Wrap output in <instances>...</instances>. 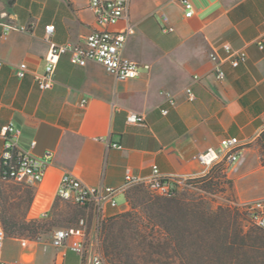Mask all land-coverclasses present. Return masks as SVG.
Listing matches in <instances>:
<instances>
[{
    "label": "crops",
    "instance_id": "obj_1",
    "mask_svg": "<svg viewBox=\"0 0 264 264\" xmlns=\"http://www.w3.org/2000/svg\"><path fill=\"white\" fill-rule=\"evenodd\" d=\"M191 1L195 13L186 16L182 0H130L127 17L108 27L134 26L124 54L141 65L137 78L120 80L99 62L79 66L64 55L56 67L54 86L46 90L35 80V74L44 71L50 47L45 26L55 25L50 41L57 44H79L103 26L89 0L4 2L0 8V154L1 129L9 122L21 131V147L38 155L48 149L54 152L45 179L35 185L30 215L41 217L50 209L66 171L89 184L110 186L121 185L127 169L147 177L154 164L163 174L199 176L204 170L200 152L219 148L221 139L231 136L244 146L228 174L237 185L244 181L264 188V0ZM9 24L17 29H9ZM164 25L175 30L164 31ZM22 26L28 29L21 30ZM226 43L234 50H245L246 61L233 66ZM212 51L222 59V80L216 76ZM22 62L28 64V71L20 78L17 69ZM166 92L173 94L174 104ZM130 112L143 114L144 122L129 123ZM100 137L119 142L122 148L108 146ZM127 206L125 197L122 206L109 208L108 213ZM59 251L52 239L8 236L0 260L83 264L79 254Z\"/></svg>",
    "mask_w": 264,
    "mask_h": 264
},
{
    "label": "built area",
    "instance_id": "obj_2",
    "mask_svg": "<svg viewBox=\"0 0 264 264\" xmlns=\"http://www.w3.org/2000/svg\"><path fill=\"white\" fill-rule=\"evenodd\" d=\"M186 16H192L195 13L194 4L191 0H182ZM130 0H89V6L94 11L97 21L102 28L92 30L85 39L79 44H57L50 41L55 32V25L50 23L45 26L46 39L50 42V47L46 55V64L44 71L35 74V80L42 90L50 89L55 84V72L60 58L64 55L69 57L71 63L79 66H85L89 61L101 63L106 70L120 80L137 78L140 75L141 65L127 57L124 50L131 34L135 28L128 23L119 30H112L108 27L117 24L120 20L127 17ZM163 21L167 22L168 17L163 14ZM9 29L16 28L15 25H7ZM21 30H27L28 27L22 26ZM164 31H174L173 25H164ZM259 47L263 48L262 40H259ZM224 48L230 58L233 66H238L247 59L245 50H234L228 43ZM210 58L214 62V70L219 80L224 79L225 71L222 67V59L217 52L212 51ZM149 67V65H145ZM28 71L26 62L20 63L17 69V75L23 78ZM195 75V79H199ZM190 99L194 98V93L190 87H187ZM171 104L175 103L173 94L166 92ZM86 100H83L84 105ZM164 113L168 109H163ZM129 123H143L144 116L137 112L128 114ZM1 134L4 137V145L0 154V173L4 179H10L18 183L36 185L41 183L52 163L54 152L50 149L38 155L30 150H25L19 144L21 135L20 129L9 122L2 126ZM99 139L107 142L108 146L122 148L119 142H111L109 139L100 137ZM36 141L32 142V146ZM242 141L236 137H224L220 141V147H209L200 152L199 160L204 166L203 173L199 176H186L178 174H163L159 166L154 164L152 172L147 177H140L132 173L130 169L126 170L124 182L119 186H110L104 183L89 184L80 179L73 172L66 171L57 188V198L70 201L86 210L94 218L92 233L88 231V223L85 218L80 219L78 226L58 228L54 231L52 244L60 249V254L65 255L67 251H72L81 257L83 264H109L100 249V242L95 241V234L101 230L102 223L110 216L109 208L119 206L117 197L120 194H126L129 188L138 184H144L152 193L175 197L179 191L189 186L192 180L206 175L209 170L220 163L231 166L240 160L243 150ZM248 217L249 221L256 226L264 229V195L253 199L237 203ZM47 215V212L42 214ZM90 234V235H89ZM6 231L0 223V255L3 251ZM98 238V237H97ZM0 264H31L19 261H3Z\"/></svg>",
    "mask_w": 264,
    "mask_h": 264
},
{
    "label": "rangeland",
    "instance_id": "obj_3",
    "mask_svg": "<svg viewBox=\"0 0 264 264\" xmlns=\"http://www.w3.org/2000/svg\"><path fill=\"white\" fill-rule=\"evenodd\" d=\"M22 148L27 150L24 146ZM229 169L230 166L226 165L225 168L220 165L213 166L204 180L196 185L191 182L172 199L154 194L143 185L129 188L125 194L130 196L128 206L116 210L114 219H109L112 215L107 217L100 232L94 236L95 241L99 240L100 249L108 263L264 264V250H258L256 246L248 245L243 249L238 243L232 249L223 246L226 237L230 241L233 239L236 228L243 229V233H255L258 228L249 221L247 215L241 214L237 215V221L233 222L227 231L226 223L221 218V208L235 210L237 203L242 199L260 197V193L264 192L263 187L247 186L244 181L237 185L233 175L228 174ZM6 183L18 188L14 191L17 195H25L24 190L28 186L31 188L34 197L30 208L26 196L21 200V207L15 212L28 219L37 218L45 225L35 237H14L51 241L56 229L78 226L81 218L87 220L88 231L92 233L94 218L76 204L56 198L50 209L45 211L46 216L35 217L30 215L35 202V185L13 181ZM243 192L250 194L243 196ZM15 199L18 201L17 197ZM117 201L119 206H122L125 202L124 195H118ZM126 213L128 215H123ZM111 222H116L112 238L122 250V259L107 255L104 249V238L107 234L104 227ZM262 242L264 244V241Z\"/></svg>",
    "mask_w": 264,
    "mask_h": 264
},
{
    "label": "trees",
    "instance_id": "obj_4",
    "mask_svg": "<svg viewBox=\"0 0 264 264\" xmlns=\"http://www.w3.org/2000/svg\"><path fill=\"white\" fill-rule=\"evenodd\" d=\"M14 0H9V4H12ZM220 166H223L225 168V164L222 162L218 164ZM207 175V174H206ZM206 175L200 176L192 180L194 185H196L199 181H202L206 178ZM13 180L10 179H4L0 173V222L2 226L4 227L6 233L8 236H30L35 237L40 233V231L45 227L43 223H41L40 220L37 218L34 219H28L27 217H22L20 214L15 212L17 209L21 207V200L28 197V208H30L34 194L31 190V188L28 186L24 192L26 193L25 195L22 194H14V191H17L18 188L15 185H9L6 182H10ZM5 182V183H4ZM15 182V181H13ZM18 183V182H17ZM6 185H8L6 187ZM138 185H143L144 184H138ZM137 186V185H135ZM149 191V190H148ZM16 195V196H15ZM17 197L18 201L15 199ZM126 200L129 202L130 196H125ZM166 197V196H164ZM176 197V196H175ZM175 197H166L169 199L175 198ZM78 206V205H77ZM79 207V206H78ZM81 208V207H80ZM83 209V208H82ZM235 210L227 209V208H221L222 215L221 218L223 221L226 223V229L229 231L230 226H232L233 222L237 221V215H246L239 207H235ZM235 213V214H233ZM114 213H111L109 219H114L113 217ZM123 215H128L123 214ZM122 215V216H123ZM116 222H111V224L106 225L104 227V230L107 232L105 238H104V249L107 253V255H115L119 257V259H122V250L120 246L114 241L112 238L113 231H114V225ZM258 229L255 231L258 232H249V233H243V229H235L234 236H233V241L226 239L224 240L223 246L228 249L235 248V245L238 243L239 247L243 249L245 246L252 245L256 246L257 249L259 250H264V244L262 241H264V229L256 226ZM243 233V234H241ZM235 239V240H234ZM238 239V240H237ZM237 240V241H236ZM120 264V263H117Z\"/></svg>",
    "mask_w": 264,
    "mask_h": 264
},
{
    "label": "water",
    "instance_id": "obj_5",
    "mask_svg": "<svg viewBox=\"0 0 264 264\" xmlns=\"http://www.w3.org/2000/svg\"><path fill=\"white\" fill-rule=\"evenodd\" d=\"M4 5V1L3 0H0V8H2Z\"/></svg>",
    "mask_w": 264,
    "mask_h": 264
}]
</instances>
